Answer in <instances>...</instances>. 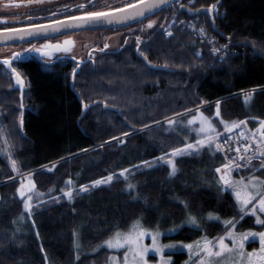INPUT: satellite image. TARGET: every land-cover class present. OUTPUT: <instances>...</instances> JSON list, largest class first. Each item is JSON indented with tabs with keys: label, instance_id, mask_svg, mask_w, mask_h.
I'll list each match as a JSON object with an SVG mask.
<instances>
[{
	"label": "trees",
	"instance_id": "obj_1",
	"mask_svg": "<svg viewBox=\"0 0 264 264\" xmlns=\"http://www.w3.org/2000/svg\"><path fill=\"white\" fill-rule=\"evenodd\" d=\"M180 3L195 10L218 3L220 35L207 15L189 17ZM180 3L139 21L156 20L137 45L77 65L20 62L23 87L0 66V264H106L111 252L94 249L136 219L146 228L180 227L164 239L182 242L223 235L220 221L233 218L238 231L264 228L253 216L239 219L229 189L213 182L223 162L218 151L174 157V176L158 159L198 138L199 120L187 123L194 115L203 113L219 133L221 119L246 121L248 131L264 120V0ZM219 47L220 60L213 51ZM109 175L110 182L90 185ZM25 181L35 187L22 197ZM69 188L71 200L57 196ZM26 200L36 203L30 212ZM188 212L198 221L209 212L220 220L194 228ZM185 258L175 253L172 264Z\"/></svg>",
	"mask_w": 264,
	"mask_h": 264
},
{
	"label": "snow or ice",
	"instance_id": "obj_2",
	"mask_svg": "<svg viewBox=\"0 0 264 264\" xmlns=\"http://www.w3.org/2000/svg\"><path fill=\"white\" fill-rule=\"evenodd\" d=\"M167 0H151V2H145L143 7L136 9L133 13L115 17L110 15V13L105 11H90L86 13V15L82 18L80 17H71V19H76L79 21L76 25L70 24H63L60 21L56 23L60 24V27L63 28H71L73 26L80 27L91 22H98L101 19L106 20L108 23L119 22L122 20H127L129 18L140 16L145 17L149 14H154V10L159 8L162 4L166 3ZM8 5H5L7 7ZM78 7L83 8L84 5H79ZM93 7L95 5L93 4ZM128 7H134L133 4L129 3ZM215 5H213V8ZM211 11V9H210ZM154 22H150L148 27L151 28ZM38 31L36 32H20L18 33L19 39H24L25 36H38V35H45L48 34V27L45 25H34ZM59 28H53L52 31L58 32ZM203 32V29H201ZM168 36L172 35L171 31L167 32ZM6 39H13V37H5ZM71 40H65L64 46L60 44L52 45L46 44L44 48H54L57 51H70V46L72 45ZM107 47V45H105ZM29 51H42V49H38L33 46ZM213 51H219V49L213 48ZM46 54V53H44ZM19 53H14L13 58L18 56ZM141 55H144L141 52ZM197 55H199L197 53ZM145 60H147V56H145ZM3 64L7 65L11 68L12 73L15 74L16 83L23 87V81L20 77V74L17 72L15 67H12L11 62L9 59H4ZM73 75H75V70ZM251 96L249 94L247 99H250ZM87 107V105H85ZM216 116H220V106L219 102L216 104ZM199 120L200 127L197 129L198 137L200 134H203V138H197L195 143H187L184 145L183 148H176L173 149L171 152V157H176L178 155L188 154L191 155L193 153L198 154L199 150L203 148L205 145L210 150L214 151H224V144L228 143V141L232 138L231 136L225 137L223 143L219 141V136L221 133L217 132L215 126L213 125L212 121L200 113L198 116L194 115L192 119L188 120L187 123L192 125ZM23 121L21 120V125ZM170 124L175 123L174 121H169ZM221 124L224 126V131L231 133L234 129L239 128L241 125H246V121H224L221 119ZM259 133L260 141L257 142V148L254 152L257 155L247 156L246 153L248 152L250 145L244 146V153L240 152L239 148H236L235 151L237 152V157L229 158L226 156L227 162L224 163L221 167L215 169L217 173H221L222 169L223 174L219 176L218 183L223 185L222 191H227L228 189L232 190V194L235 196L237 204L239 205V213L241 214L239 219H243L244 215H248L249 213L253 216H256V223L259 225L264 226V219H261L258 213L264 214V180H261L260 177L256 176L253 172L248 177H241L239 180L233 179L232 171L239 168H248L252 166V161L257 158H261V165L260 168H264V120L259 122V127L257 128L256 132L252 133L251 137L245 136V133L241 131L239 135L244 137L245 139H252L255 141L256 133ZM231 151V149H229ZM167 156V154H166ZM161 159H166L167 164L171 167V171L169 172L170 176H174L177 172V167L173 159L162 157ZM240 160H244V164L241 165L239 163ZM147 163V162H145ZM13 170L16 169V162L12 161ZM260 168L256 169L255 171H260ZM128 170L125 169L124 172ZM124 172H121V175H124ZM113 179L111 175H109L106 180H96L93 183L95 185H100L105 182H110ZM31 184V181H29ZM68 184H71L72 181H67ZM35 185L31 184L29 190L34 188ZM129 189H133L135 186L131 183L127 185ZM81 191H87V186H82ZM64 191V190H62ZM20 195L23 197L24 192L21 191ZM64 195L72 199V189L69 188L67 191H64ZM29 200L32 197H28ZM183 203V201H181ZM251 205V208H249ZM25 208L31 211V207L28 203H25ZM188 205L185 204V209L187 210ZM23 219V217H21ZM208 220H216L219 221L220 217L215 215L212 212L207 214ZM187 223L196 225L199 227V221L197 217L192 215L191 212H188L187 215ZM224 225V234L219 235L213 239H208L207 236L201 238L200 241H196L194 244H187L183 247L189 250V261L191 264H264V231L258 232H245L241 234H237L235 231L236 225L239 223V220L233 218L232 220H224L222 221ZM159 230H151L146 228L141 219H136L132 224L127 228V230H121L118 226L116 230L109 236L108 239L103 241L102 245H98L95 251H98L101 247H106L110 250H116L120 252V255H111L108 258L107 264H149V253H153L155 255H159L160 260L158 264H170V257L165 258L164 249L173 248L174 245H161L159 242L160 237ZM146 236L151 237V244L146 245L144 243V239ZM249 237L259 239V249L253 250L251 252L245 251V244ZM226 240H230L232 242V246L230 247ZM79 247V244L76 245ZM198 256L199 259L196 261H192V256ZM79 259V256H77Z\"/></svg>",
	"mask_w": 264,
	"mask_h": 264
},
{
	"label": "rangeland",
	"instance_id": "obj_3",
	"mask_svg": "<svg viewBox=\"0 0 264 264\" xmlns=\"http://www.w3.org/2000/svg\"><path fill=\"white\" fill-rule=\"evenodd\" d=\"M18 1H20V0H18ZM18 1L17 0H0V13H13V12H17V11H19V12L23 11L25 7L24 6L18 7L16 4ZM5 5H8V6L5 7ZM150 22H154L152 25V27H153L155 25L156 20L150 19L145 24H142L137 28H130V29H126L124 31L120 30V31L108 32V33L80 32V33L68 35L65 37H60L55 42L44 41L40 44H35V45H26V46H18V47L13 46L14 48L10 47V49H6V50L9 51V53H8L9 55L12 53L13 54L19 53V55L15 56L14 58H22V57L40 58V59L44 60L45 62H49V61H53L57 58L67 57V58H73L77 62H81V61H84L87 59H91L95 55H99V53H102L105 51H110V50H115L121 46H129L132 44L137 45L144 38L145 33L152 28V27L151 28L148 27V24ZM181 23L184 24V26H190V27L196 26V24H194L193 21L192 22L191 21H189V22L183 21ZM171 24L172 23L169 24L170 26L168 25L166 27L165 31H167V29H171L170 28ZM65 40H71L73 42L72 45L70 46V51H68V52L57 51L54 48H44V45H46V44H52V45L60 44L61 46H64ZM105 45H107V47H105ZM33 46H35L38 49H42V51H29V49H31ZM4 52H5V48H2L1 53H4ZM44 53H46V54H44ZM13 54L10 56V58L13 57ZM10 60H12V59H10ZM199 127H200V124L197 128L195 127V130H197ZM240 127L246 128V125H241ZM250 132H252V131H250ZM223 133H227L226 131H224V126H223ZM223 133H221V135ZM258 137L260 138L259 134L258 135L256 134V138H255L256 143L258 141H260V140H258ZM198 138H203V134H200V136ZM195 141L193 143H195ZM204 149H207L210 152H216V151H214V149L210 150L207 147V145H205L203 148H201L199 150L198 154L193 153L191 155H193V156L199 155L200 152ZM172 151L166 153L167 156H166V154L161 155L160 157H158V159L162 160L161 159L162 157L170 158ZM171 159H174V157H171ZM164 162L167 163L166 160ZM152 166H154V164H152ZM260 169H264V168H260ZM100 180H102V179H100ZM31 184H33V182H31ZM31 184L28 181L24 182V184H23L24 188L26 186V189H24L25 190L24 194H25V192L29 191ZM92 184H94V183H91L90 185H92ZM100 185H98V186H100ZM75 190H78V189H75ZM230 191H232V190L230 189ZM81 192H84V191H81ZM61 195H64V192L57 195V196H61ZM231 195H232V193H231ZM26 203H28L30 205V207H32L33 205L36 204V203L32 204L29 200H26ZM258 215L260 216L261 219H264V214L258 213ZM245 216H251V214L249 213L248 215H244V217ZM200 219L201 220H199V225H202L204 222H206V220H208L207 216L204 218H200ZM253 219H254V223H256V216H255V218L253 217ZM208 221L209 222L210 221L216 222V220H208ZM220 222H222V221H220ZM200 227L201 226L197 227L196 225H194V228H200ZM148 229H151V230H157L158 229L159 230V232L161 234L159 237V242L161 245H174L173 248H167L166 247L164 249L165 258L167 259L170 257V264H172V262L174 260V254L175 253H184L186 255L185 260H183L181 264H191V262L189 261V250L183 246L187 245V244H194L196 241H200L201 238L204 237V236H202L199 239H197L195 241H191V242L172 241V240H166L164 238L175 234L180 229V227L172 226L170 229L168 228L166 230L161 229V228H148ZM235 231L238 235L241 233L249 232V231L258 232V231H253V230L238 231V229H236V228H235ZM260 231H264V228ZM208 239H210V238H208ZM225 242L228 243L230 247L232 246V242L230 240H226ZM102 243L99 245H102ZM144 243L146 245H150L151 244V237L146 236L144 239ZM244 244H245V251H247V252H251L253 250L259 249L258 237L257 238L249 237L246 241H244ZM96 248H97V246H96ZM100 249H106V250L110 251L111 254L109 256L120 255V252L123 251V250H120V252H117L116 250H110V249H107L106 247H101ZM109 256H108V258H109ZM148 259H149V264H158L160 257H159V255H155V254L150 252ZM198 259H199L198 256H195V255L192 256L193 262L198 260Z\"/></svg>",
	"mask_w": 264,
	"mask_h": 264
},
{
	"label": "flooded vegetation",
	"instance_id": "obj_4",
	"mask_svg": "<svg viewBox=\"0 0 264 264\" xmlns=\"http://www.w3.org/2000/svg\"><path fill=\"white\" fill-rule=\"evenodd\" d=\"M139 1L141 0H23V1L20 0L16 4L18 7L24 6L25 8L23 11L21 12L17 11L13 13H0V31L23 28V27L39 25V24H45L49 22L71 18V17H84L86 13L90 11L111 12V11H115V10L127 7L129 3L135 4ZM175 3H179V2H175ZM93 4L95 5V7H93ZM79 5H84V7L80 8L78 7ZM181 6L183 7L184 4L180 3V7ZM191 10H195V9H191ZM137 23H134L128 26L119 27V28L78 31V32H73V33H68L64 35L47 38V39L0 46V66L3 67V69L6 71H7L6 68L9 69L7 65L3 64L4 59H9V60L12 59L10 60L11 65L12 67H15V68L18 67V64L20 62L22 61L24 62L25 60H29V59H37L46 64L60 62V63H71V64L77 65L80 62H77L73 58H67V57L57 58L49 62H45L44 60L40 58H25V57L10 58V56L13 53L9 55L8 54L9 51L6 49H10V47L14 48L13 46L18 47V46L40 44L44 41L55 42L60 37H65V36L80 33V32L108 33V32L120 31V30L124 31L130 28H137L140 25H142L141 23L140 25L139 24L137 25ZM2 48H5L4 53H1ZM100 54L101 53H99V55ZM96 56L98 55H95L94 57Z\"/></svg>",
	"mask_w": 264,
	"mask_h": 264
},
{
	"label": "water",
	"instance_id": "obj_5",
	"mask_svg": "<svg viewBox=\"0 0 264 264\" xmlns=\"http://www.w3.org/2000/svg\"><path fill=\"white\" fill-rule=\"evenodd\" d=\"M180 2L181 0H167L166 3L162 4L159 8L154 10V14L158 11H160L161 9L165 8L166 6L174 3V2ZM145 2H151V0H141L134 5V7H124L115 11H111L108 12L110 13V15L115 16V17H121V16H125L128 14L133 13L136 9L143 7V4ZM182 11H184L186 13L187 16L189 17H195L201 14H205L208 17L209 23H210V27L212 29V31L218 35H220L219 31L216 28L215 22H214V18L212 15V12L210 11V9L208 8H202V9H197V10H190L187 7H182L181 9ZM153 14H149L147 16L150 17ZM82 18V17H80ZM143 19H146L145 17H140V16H135L132 18H129L127 20H122L119 22H113V23H108L106 20L101 19L98 22H91L89 24L80 26V27H71V28H63L60 27V24L56 23L57 21L54 22H49V23H45V24H39V25H45L48 27L49 31L47 36L41 34L38 36H25L24 39H19L18 33L20 32H36L38 31V29L36 27L33 26H28V27H23V28H17V29H9V30H1L0 31V46H4V45H11V44H18V43H22V42H29V41H35V40H41V39H47V38H51V37H55V36H59V35H64V34H68V33H73V32H78V31H85V30H101V29H112V28H119V27H123V26H128L134 23H137ZM63 24H70V25H76L79 23L78 20L76 19H71V18H67V19H62V20H58ZM53 28H59L60 30L58 32H54L52 31ZM13 37V39H6L5 37Z\"/></svg>",
	"mask_w": 264,
	"mask_h": 264
},
{
	"label": "built area",
	"instance_id": "obj_6",
	"mask_svg": "<svg viewBox=\"0 0 264 264\" xmlns=\"http://www.w3.org/2000/svg\"><path fill=\"white\" fill-rule=\"evenodd\" d=\"M211 9H212V11H213V13H214V15H215L216 17L221 16L220 11H219V4H218V3L215 4V7H214V8H213V6H211ZM202 40H203V39H202ZM215 49H216V48H215ZM217 49H219V51H216V53H217V52L220 53V56H218V57H219V60H220V59H222L223 57H225V56L221 55L223 47H219V48H217ZM224 52H226V51H224ZM226 53H227V52H226ZM224 55H225V53H224ZM241 131H243V132L245 133V136H247V137H251V136L245 131V129L240 128V129H237V130H235V131H233V132H231V133H229V134H227V135H225V136L219 138V141H220L221 143H223L225 137H229V136L232 137V138L228 141V143H226V144L223 145V146H224V151H219V152L222 154L225 163L227 162V160H226V156L229 157V158L237 157V152L235 151L236 148H239V149H240V152H241V153H244V146H245V145H250V148H249L248 152L246 153L247 156L257 155V154L254 152V150L257 148V143L254 142V140H252V139H250V138H249V139H245L244 137H241V136L239 135V133H240ZM229 149H231V151H229ZM253 161H261V158L254 159ZM239 163H240L241 165H243V164H244V160H240ZM220 167H221V166H220ZM239 169H244V168H239ZM239 169H235V168H234V170H239ZM222 170H223V169H222ZM223 171H224V170H223ZM216 173H217V172H216ZM219 174H220V173H217L218 177L220 176Z\"/></svg>",
	"mask_w": 264,
	"mask_h": 264
},
{
	"label": "crops",
	"instance_id": "obj_7",
	"mask_svg": "<svg viewBox=\"0 0 264 264\" xmlns=\"http://www.w3.org/2000/svg\"><path fill=\"white\" fill-rule=\"evenodd\" d=\"M252 132L254 133V132H256V131L254 130V131H252ZM256 134L258 135L259 133L257 132ZM258 140H260L259 137H258ZM258 168H259V167H258V164H257V163H254V164H252V166L249 167V169H247V170H242V171H238V172H234V171H232V177H233V179L239 180L242 176H243V177H248V176H250V175L254 172L256 176L260 177L261 180H264V171H262V169H260V171H255V170L258 169ZM213 182L218 183V180L216 179L215 176H214V178H213ZM216 185H217V184H216ZM218 185H219L220 189L223 188V186L220 185L219 183H218ZM229 191H230V189H229ZM230 192L232 193V191H230ZM232 197H233L234 200L236 201L235 196H234L233 194H232ZM236 202H237V201H236ZM249 208H251V205H249ZM251 216H253V215H251ZM253 217L255 218V216H253Z\"/></svg>",
	"mask_w": 264,
	"mask_h": 264
},
{
	"label": "bare ground",
	"instance_id": "obj_8",
	"mask_svg": "<svg viewBox=\"0 0 264 264\" xmlns=\"http://www.w3.org/2000/svg\"><path fill=\"white\" fill-rule=\"evenodd\" d=\"M223 174V170L221 171L220 175Z\"/></svg>",
	"mask_w": 264,
	"mask_h": 264
}]
</instances>
